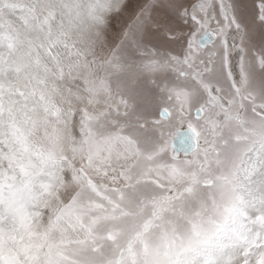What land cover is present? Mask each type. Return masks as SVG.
<instances>
[{
    "label": "rangeland",
    "instance_id": "374dc122",
    "mask_svg": "<svg viewBox=\"0 0 264 264\" xmlns=\"http://www.w3.org/2000/svg\"><path fill=\"white\" fill-rule=\"evenodd\" d=\"M85 2L0 0V248L8 259L23 249L22 259L32 264L58 260L61 249L76 247L91 229L107 264L135 260L143 238L112 227L129 217L106 216L104 208L111 205L105 197L133 196V184L155 187L157 178L146 170L167 164L173 135L188 124L189 98H177L182 112L154 87L171 69L156 67L151 81H141L152 90L151 103L131 104L132 69L109 53L98 30L106 0H87L95 29L82 22ZM254 60L258 65L259 58ZM217 92L225 103L216 96V109L205 113L209 129L235 95L228 81ZM243 103L251 115V104ZM37 136L58 151L34 150ZM128 176L132 179L123 178ZM255 180L264 184V170ZM25 185L20 196L17 188Z\"/></svg>",
    "mask_w": 264,
    "mask_h": 264
},
{
    "label": "snow or ice",
    "instance_id": "6c2138e0",
    "mask_svg": "<svg viewBox=\"0 0 264 264\" xmlns=\"http://www.w3.org/2000/svg\"><path fill=\"white\" fill-rule=\"evenodd\" d=\"M101 21L103 44L132 69L133 106L152 102L141 81H151L156 67L172 71L154 87L176 108L184 111L178 97L189 98L188 132L172 141L179 147L167 164L146 170L156 186L133 184L135 195L119 201L105 197L106 216L129 217L112 227L143 238L142 253L120 264H264V184L255 180L264 170V0H106ZM224 81L235 95L209 129L205 113L217 107L212 89ZM76 244L44 264H107L91 229ZM26 251L8 259L0 248V264H32L22 259Z\"/></svg>",
    "mask_w": 264,
    "mask_h": 264
},
{
    "label": "clouds",
    "instance_id": "9594fccd",
    "mask_svg": "<svg viewBox=\"0 0 264 264\" xmlns=\"http://www.w3.org/2000/svg\"><path fill=\"white\" fill-rule=\"evenodd\" d=\"M88 7L89 6H88L87 0H86L85 4H83L81 6L80 15L82 17V22H84L86 24V26L95 29V26L91 25L88 22ZM33 147H34V150L58 151V146L57 145L49 143L48 140L45 137H42V136L34 137V139H33ZM18 151H21V150L18 149ZM32 190L37 192V193H40V189L36 185L33 186ZM218 190L219 189L216 188V189H212L211 191L216 192ZM26 191H27V185H25L24 187H18L17 188V194H19L20 196H23ZM72 191H74V190L71 188V186H69V195H71ZM65 198H67V197H65ZM41 199L46 201L47 197L43 196V194L41 193ZM178 227H180L182 229L183 226L182 225H178ZM153 242L154 243L158 242L155 237L153 238Z\"/></svg>",
    "mask_w": 264,
    "mask_h": 264
},
{
    "label": "water",
    "instance_id": "95a60500",
    "mask_svg": "<svg viewBox=\"0 0 264 264\" xmlns=\"http://www.w3.org/2000/svg\"><path fill=\"white\" fill-rule=\"evenodd\" d=\"M212 92H213L217 97H219V99H221V102H222V104L224 105L225 100H224V98H222V97L218 94L216 88H214V89L212 90ZM160 115H161V118H162L163 120H167L168 117H169L168 111L165 110V109H163V110L161 111V114H160ZM216 117H217L218 120L221 119L220 116H217V115H216ZM188 127H189V125H188V124H185V125L183 126L182 129H180V130H178L177 132H175V134L173 135V140L175 139L176 136L187 133V132H188ZM197 134H198V133H191V135H197ZM173 140H172V141H173ZM194 143H195L194 140H190V141H188V144H194ZM188 144H186L185 147H188ZM171 146H172V147L175 146V147L178 148V147H179V144L177 143L176 145H173L172 142H171ZM182 157H183V153H181V158H182Z\"/></svg>",
    "mask_w": 264,
    "mask_h": 264
}]
</instances>
